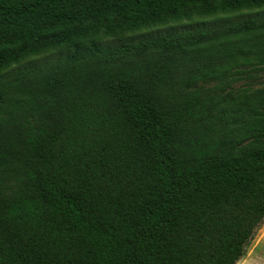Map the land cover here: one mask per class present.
Listing matches in <instances>:
<instances>
[{"label":"trees","instance_id":"trees-1","mask_svg":"<svg viewBox=\"0 0 264 264\" xmlns=\"http://www.w3.org/2000/svg\"><path fill=\"white\" fill-rule=\"evenodd\" d=\"M262 8L0 0V264H236L264 223Z\"/></svg>","mask_w":264,"mask_h":264},{"label":"rangeland","instance_id":"rangeland-1","mask_svg":"<svg viewBox=\"0 0 264 264\" xmlns=\"http://www.w3.org/2000/svg\"><path fill=\"white\" fill-rule=\"evenodd\" d=\"M262 9H257V10H263ZM255 12L254 10L252 11H242V12H237V13H230V14H219V15H214L208 18H202V20H215L218 18H225L226 21L230 22H237L241 19H246V18H257L256 15H251V13ZM264 14V11L262 12ZM221 22V21H217ZM200 23H203V21H194L190 23H185L181 25L182 27H196ZM210 23V22H208ZM211 23L214 25V23L211 21ZM205 25L206 27H209L211 25L207 24H202ZM201 25V27H202ZM241 84H238L237 86H240ZM236 264H264V223L261 225V227L256 231L255 235L253 238L250 240L247 248L245 255L236 263Z\"/></svg>","mask_w":264,"mask_h":264}]
</instances>
